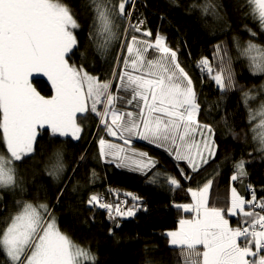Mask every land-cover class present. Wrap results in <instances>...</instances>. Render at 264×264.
<instances>
[{
    "label": "snow or ice",
    "instance_id": "6c2138e0",
    "mask_svg": "<svg viewBox=\"0 0 264 264\" xmlns=\"http://www.w3.org/2000/svg\"><path fill=\"white\" fill-rule=\"evenodd\" d=\"M90 4L95 36L91 32L89 35L98 41L97 51L102 58L116 42L128 54L121 52L116 56L113 80L101 81L83 65L72 62L78 49L74 30L80 25L64 0H0V129L10 154L0 153V187H20L15 179L16 162L34 154L38 130H50L54 138L71 136L79 140L82 126L78 121L94 114L107 135L117 137L124 145H132L133 138L146 141L166 152L179 173H161L156 170L159 161L148 152L120 147L104 137L98 141L100 162L139 172L149 183H156L162 175L170 189L179 188L180 177L187 181L195 179L209 158L216 155L214 129L198 119L201 105L195 82L179 62L178 50L170 48L162 35L157 32L154 40H142L134 34L153 35L142 28L144 20L132 23L133 12L127 5L134 6L135 0H90ZM248 4L253 20L264 31V0H248ZM192 7H200L205 14L211 10L216 15L210 0ZM248 31L251 36L256 35L251 29ZM242 51L250 60V71L254 75L264 74V48L249 40ZM226 54L216 45L211 61L202 57L197 62L201 75L206 73L222 93L235 86L232 69L224 59ZM84 55L81 53V57ZM121 61L123 69L119 67ZM34 75L47 77L53 90L50 97L32 86L30 77ZM116 79L119 83H114ZM252 98L250 93H244L246 105ZM259 115L262 119L258 127L264 129V104ZM254 118L250 114V122ZM253 131L258 150L264 153V133L258 137L255 128ZM197 134L200 140L195 138ZM53 156L55 162L46 171L59 180L65 172L63 154L57 150ZM83 166L86 156L82 155L73 175ZM95 175L93 170L91 178ZM246 175L245 161L234 162L231 181ZM67 182H71V177ZM213 182L208 179L195 190L189 187L187 191L194 203L176 205L185 213L194 212L195 217L181 219L178 230L166 233L169 250H178L184 264H264V200L257 202L254 192L252 199L246 200L232 187L230 206H211ZM64 191L58 190L57 202ZM86 203L107 209L109 219L114 220L113 205L102 202L98 195H90ZM16 204V211L0 226V264H95L96 257L90 249L76 244L57 227L47 203L18 200ZM134 207L124 211L117 204L115 215L131 217ZM225 213L247 219L233 228ZM109 232L112 233L111 228Z\"/></svg>",
    "mask_w": 264,
    "mask_h": 264
},
{
    "label": "trees",
    "instance_id": "16d2710c",
    "mask_svg": "<svg viewBox=\"0 0 264 264\" xmlns=\"http://www.w3.org/2000/svg\"><path fill=\"white\" fill-rule=\"evenodd\" d=\"M64 2L72 8L80 25L74 30L78 49L72 56V62L78 66L83 65L101 81L112 80L113 68L117 67L116 56L121 52L126 55V49H122L119 42H116L102 58L97 51L98 41L90 39L89 35L91 32L95 36L90 0ZM205 2L206 0H135L134 6L127 5L128 10L133 12L132 23L142 19L145 21L142 28L152 32L153 35L146 38L154 40L158 32L170 48L178 50L179 61L201 93V122L216 127V155L209 158L208 164L201 168L196 178L187 181L180 177L181 187L172 190L164 182L162 175L156 178V183H149L148 178L139 172L117 167L115 163L100 162L94 140L98 117L89 114L87 119L79 120L84 127L83 137L79 140L70 137L54 138L49 130H38L34 154H30L23 162H16L15 179L20 187L0 188V226L16 211L17 200L44 202L53 210L57 227L76 244L90 249L96 257L95 264H148V261L151 264H184L178 250H169L166 232L176 231L181 219L192 218L191 212L188 214L176 207L194 203L187 191L189 187L195 190L206 180L213 179L209 202L211 206L218 208L230 206L232 187L243 197H247V191L252 190L256 192L257 202L264 200V153L253 142V129L257 134L258 124L250 122V115L246 116L243 109L246 105L244 93H250L256 98L262 89L261 77L264 74L254 75L250 71V60L242 51L249 40L264 48V31L253 20L248 0H210L215 5L216 15L211 10L205 14L200 7H192L193 4L203 5ZM248 29L256 35L251 36ZM123 38L121 32L120 39ZM99 42H102V37ZM216 45L226 51L224 59L230 65L235 81V86L223 93L218 91L214 81L206 73L202 76L197 67V62L202 57L212 60ZM81 53L85 55L81 57ZM119 67L123 69L122 61ZM30 82L41 95L50 97L53 94L50 82L43 75L30 77ZM254 103L256 107L264 104V94L260 100L256 98ZM254 103L249 99L247 106L252 107ZM88 107H91L90 102ZM259 112L260 110L251 115H259ZM251 121L260 123L261 119ZM2 136L0 129V153L8 155ZM133 141L138 146L149 147L139 144L138 140ZM149 148L153 149L150 156L159 161L156 170L178 175L179 169L174 167L175 162L166 152ZM57 150L63 154L65 172L59 180H54L48 175L46 167L50 169L55 162L53 153ZM82 155L86 156V166L79 167L73 175L72 170L76 168ZM241 159L245 161L247 175L231 181L234 162ZM93 170L96 173L94 179L91 178ZM69 177L71 182H67ZM61 188L65 191L57 202L56 197ZM129 193L132 195H127ZM90 195H98L105 203L112 204L113 214L117 204L123 207L125 205L127 209L134 206L136 209V205H139L141 211H137L132 218L114 214V220H110L107 213L97 210L99 207H90L86 203ZM132 196L139 199L133 200ZM124 210L127 211L125 208ZM255 211L260 210L256 208ZM225 215L227 216L226 213ZM227 217L236 227L238 224L243 225L244 219H247L243 216ZM116 223L120 226L115 227Z\"/></svg>",
    "mask_w": 264,
    "mask_h": 264
},
{
    "label": "rangeland",
    "instance_id": "374dc122",
    "mask_svg": "<svg viewBox=\"0 0 264 264\" xmlns=\"http://www.w3.org/2000/svg\"><path fill=\"white\" fill-rule=\"evenodd\" d=\"M135 35L138 36V37H139L140 39H142V40H149V38H146V37L144 38L140 32L135 33ZM125 54L128 55V54H127V51L125 52ZM179 62H180V61H179ZM180 63H181V62H180ZM120 64H121V62L119 63V65H120ZM181 65L183 66L182 63H181ZM123 67H124V65H123ZM129 70H130V69H129ZM261 78H262L261 86H264V77H261ZM112 80H113V79H112ZM114 83H119V80H118V79L114 80ZM111 90L114 91L115 88H112ZM195 90H196V92H197V98H198V101H199V104H200L201 93H200V91H199V88L197 89L196 85H195ZM218 91H220V90L218 89ZM220 92H221V91H220ZM263 94H264V87H262V89H260L259 95L256 96V98H257L258 100H260V99L262 98V95H263ZM256 98H252V99H250V100L253 101V103H254V100H256ZM261 105H262V104H259L258 107H256L255 103L253 104L252 107H248L247 105H245V106L243 107V109H244V111L246 112V116H249L250 114H253L254 112L260 110V109H261ZM121 106H122V105H121ZM98 107H101V106L98 105ZM255 107H256V108H255ZM132 110H133V109H132ZM78 115H79V114H78ZM254 117H255L254 119H262V117L260 116V117H261V118H260L258 114H257L256 116H254ZM198 119H199V121L201 122V118L199 117V114H198ZM109 122H110V121H109ZM251 122L256 123V124L259 125L258 122H254V121H251ZM78 123H80V122L78 121ZM201 123H202V122H201ZM212 128L214 129V128H216V127L213 126ZM94 131L96 132V133H95V136H94V140H95V143H96V147H97V149H98V154H99V144H98V141H99V139H100L101 137H104L109 143L119 145L120 147H123V148H126V149H131V148L137 147L138 149H141V151L148 152L150 155H152L151 152H152L153 149H151V148H149V147H154V146L150 145V144L147 143L146 141L139 140L138 138H133V140H138L139 144H144V145H146V146L148 145L149 147L138 146L136 143H134V141H133L132 145H124L123 141L120 140V139H118L117 137L107 135V133H106L105 131H103V125H100V124H99V118H98V120H97V124H95V129H94ZM214 131H215V129H214ZM49 132H50V130H49ZM205 132H206V130H205ZM257 132H258V133H257L256 135L259 137V135H260L261 133H264V129H261L260 127H258ZM2 133H3V132H2ZM83 134H84V127H82L81 138L83 137ZM253 136H254V135H253ZM69 137L71 138V136H69ZM62 138H66V137H62ZM195 138H196L197 140H200V139H201V137H200L199 134H197ZM212 139H213L214 142H215L214 134H213V136H212ZM253 142H256V146L259 147L258 140H254ZM216 144H217V143H216ZM154 148H155V147H154ZM156 149H157V148H156ZM158 150H159V149H158ZM128 154L131 155V151H129ZM8 155L10 156V154H8ZM109 158H111V157H109ZM0 188H4V187H0ZM247 192H248L247 197H244L246 200H251V199H252V193H253V192H254L255 195H256V192H255V191H247ZM101 200H102V202H105V201H103L102 198H101ZM123 200L126 201V199H125L124 196H123ZM17 201H18V200H17ZM17 201H16V202H17ZM15 204H16V203H15ZM16 206H17V204H16ZM120 207H121L122 210H124V208H125L126 210H128V209L126 208L125 205H124V207H123L122 205H120ZM136 207H137L136 209L134 208V212H135V214H134L133 216H131V217H128V218H132V217H134V216L136 215L137 211H141V206L136 205ZM246 207H247V206H246ZM16 208H17V207H16ZM257 209H259V208H257ZM97 210H98L99 212L107 213V214H108V210H107V209L97 208ZM259 210H260V209H259ZM113 211H114V210H113ZM124 211H125V210H124ZM114 214H115V212H114ZM114 214H113V215H114ZM188 214H189V213H188ZM193 214H194V212L191 213L192 217H194ZM114 216H116V215H114ZM119 217H120V216H119ZM226 217H227V216H226ZM227 218H228V217H227ZM56 223H57V222H56ZM177 225H178V224H177ZM174 231H175V230H174ZM168 232H169V231H168ZM166 233H167V232H166Z\"/></svg>",
    "mask_w": 264,
    "mask_h": 264
},
{
    "label": "crops",
    "instance_id": "0c3cea01",
    "mask_svg": "<svg viewBox=\"0 0 264 264\" xmlns=\"http://www.w3.org/2000/svg\"><path fill=\"white\" fill-rule=\"evenodd\" d=\"M67 137H69V136H67ZM191 213H193V212H191ZM193 216L195 217V213L193 214ZM226 216V215H225ZM194 217H192V218H194ZM227 218V217H226ZM227 219H229V218H227ZM229 223H230V226L231 227H233V228H235L236 226L234 225V224H232L231 223V220L229 219ZM240 223H242V222H240ZM178 228H179V225H178ZM178 230V229H177Z\"/></svg>",
    "mask_w": 264,
    "mask_h": 264
},
{
    "label": "water",
    "instance_id": "95a60500",
    "mask_svg": "<svg viewBox=\"0 0 264 264\" xmlns=\"http://www.w3.org/2000/svg\"><path fill=\"white\" fill-rule=\"evenodd\" d=\"M43 77H44V79H45V80H47V81H48L47 77H45V76H43Z\"/></svg>",
    "mask_w": 264,
    "mask_h": 264
},
{
    "label": "bare ground",
    "instance_id": "6f19581e",
    "mask_svg": "<svg viewBox=\"0 0 264 264\" xmlns=\"http://www.w3.org/2000/svg\"><path fill=\"white\" fill-rule=\"evenodd\" d=\"M250 191H252V190H250Z\"/></svg>",
    "mask_w": 264,
    "mask_h": 264
}]
</instances>
